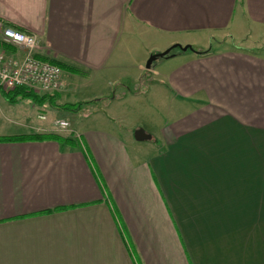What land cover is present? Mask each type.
Returning <instances> with one entry per match:
<instances>
[{"label": "crops", "instance_id": "crops-1", "mask_svg": "<svg viewBox=\"0 0 264 264\" xmlns=\"http://www.w3.org/2000/svg\"><path fill=\"white\" fill-rule=\"evenodd\" d=\"M0 20L80 73H66L80 85L58 95L54 112L109 98L100 89L79 97L101 81L127 91L116 97L121 103L150 95L157 82L163 95L188 106L161 138L149 139L156 146L147 158L131 147L130 134L109 126L78 134L76 147L0 143V264H264V238H216L212 223L196 238L178 214L192 201L216 202V187L244 209H264V191L252 202L247 185L221 183L237 162L264 163V54L224 49L227 39L260 35L264 0H0ZM174 46L191 49H175L151 71L143 66ZM135 52L142 63L131 91L120 83L129 80ZM6 93L0 90L1 117L19 131L0 137L56 133V121L65 120L29 100L12 104ZM114 103L106 110L122 119Z\"/></svg>", "mask_w": 264, "mask_h": 264}, {"label": "rangeland", "instance_id": "rangeland-1", "mask_svg": "<svg viewBox=\"0 0 264 264\" xmlns=\"http://www.w3.org/2000/svg\"><path fill=\"white\" fill-rule=\"evenodd\" d=\"M263 31L264 30L261 31L258 37H256L254 31H252L253 34L252 36H250L251 38L250 37L248 38V42H247V38L246 40L243 41H237L238 43L232 42L231 39H227L224 41V45H226L224 46V49L239 47L245 50H250L254 53L264 54ZM37 42L39 43L38 40ZM212 48L217 49L218 46L217 45L215 46V44H213ZM42 49L44 52L45 50L43 47ZM178 50L180 51V49ZM173 53L175 54L176 52L173 51ZM189 53H191V51H189ZM44 56H46L45 58L48 61L54 60V59H49L47 54L45 55V52H44ZM150 58L147 59L146 63L143 66L146 67V64L148 63ZM135 60L138 61L140 60L136 52L134 59L128 62L130 67L127 69V73L130 76H126L125 78L129 80L126 81L124 80L121 81L122 84L120 83V85L129 87L131 91H134L136 89L133 79L140 75L139 65L142 63ZM158 62H160V60ZM62 71H63L62 92L56 94L59 96L66 94L72 84L80 85L79 81H81L80 78L78 79L76 78L77 80L76 81L74 80L71 83L69 79L66 80L65 78V75L68 71H65L63 69ZM71 74L72 75L74 74L75 76L80 75L79 72L76 73L73 71ZM72 75L71 78H73ZM149 77H147L146 79H148ZM111 81H114V79ZM111 83L112 84H109V82L107 83L106 81H101L88 89H83L84 87H82V89L80 90L82 95L79 96L82 97V99H87V98H83L84 96L87 97L92 96V94L96 92V90L98 89H100L103 92L109 90L110 94H108L109 98H105V100L100 101V103L83 105L82 109L78 110V112L76 113L68 111L67 109L54 112L49 104L43 107L42 109L51 118H53L54 116L63 117L65 118L66 121L69 120L71 123L74 124L75 127L74 131L76 134L72 130L73 129L72 125L70 127L71 129L70 131L60 132L57 130L56 131L57 134H61L67 138H72L73 140L77 141L79 140V137L76 136L78 134H82L83 131H86V129L88 130L90 127H94L96 129H109L108 128L109 126L114 128L112 129V131H117V132L125 131L128 134H130L129 137L133 140L131 143V147L139 153L138 155L139 157L147 158L151 153V151H153L152 149L155 148L153 147L155 144H153V142H151L152 140L149 139L152 138L154 140L155 139L157 140V138H161L162 131L166 126L178 120L179 118L176 119V117H179L181 114L188 113V108H187L188 106L187 107L184 106V104H181L180 101H174V100L172 101L168 93L167 96L163 95L160 89L161 87L159 84H157V82L155 83L157 87H152L148 89L152 91L150 95L148 96L141 95L140 99H138L137 101H134L133 99L130 100L127 99L124 103H121L116 100V97L120 96L121 98H124V93H127V91L124 88L122 90L121 86H117V83L114 84L113 82ZM84 84L85 83L83 82L81 86ZM114 101H115L114 103L115 105L112 108H114L118 113L124 114L122 119L113 116L112 113L106 110V106H108L110 103L112 104ZM29 108L30 105L26 107H19L21 113L18 116L23 117L22 115L23 111ZM191 110H193V108H190V111ZM1 116L2 113L0 108V136L1 135L6 136L13 133L14 131H19V130L11 129V127L5 128L6 122H4ZM180 119H184V117ZM136 129L138 131L142 130V132H144L147 136H149V139L146 141H138L135 138V132L137 131ZM11 137H18V136H11ZM254 158L256 159V157ZM248 163H249L248 161L237 162L234 165L235 169H232V172L230 174V176H232L233 178L230 179L229 177L226 178L222 177L221 183L222 186L240 187L247 185L248 191H250L249 189H251L253 195L252 196L247 195L246 197L252 199V202H256L258 201V196H263L262 192L264 191V189L261 188L262 186H259V181L261 177V172L259 170H261V167H264V163L261 164L258 158L257 164H254V167H257L256 169L254 168L252 169L250 167L251 165ZM244 169L245 170L249 169L251 170V172H244ZM216 182L218 181L216 180ZM195 197L196 196H194V198ZM178 199L181 202L178 203V205H182L184 207L190 205V203L188 202L182 203L183 200H181L180 198ZM208 202L210 201L203 200L201 205V203L195 204L194 201H192L191 202L192 207L191 208L188 207L190 210L182 209L181 211H178L180 218L182 217L184 221L187 220V222L190 223V225L187 224V228L191 236L197 238L198 229L199 230L202 229L203 231H206L208 229V225L212 223L216 231V238H264V209H259V210L244 209V206L242 202L239 200L238 196L236 195L233 196V194L224 190L221 193L217 192V187H216V202H211V205ZM261 204L262 206H264V201ZM196 206L198 208H200V206H206V209H201V211H198L196 210ZM258 214H259V218L256 219V216Z\"/></svg>", "mask_w": 264, "mask_h": 264}, {"label": "built area", "instance_id": "built-area-1", "mask_svg": "<svg viewBox=\"0 0 264 264\" xmlns=\"http://www.w3.org/2000/svg\"><path fill=\"white\" fill-rule=\"evenodd\" d=\"M0 41L15 49L12 53L0 50V90L24 88L39 95L62 92L63 71L44 59L37 38L20 33L0 20ZM39 119L46 121L47 117L40 115ZM70 127L68 121L59 120L55 123V132L70 131Z\"/></svg>", "mask_w": 264, "mask_h": 264}, {"label": "trees", "instance_id": "trees-1", "mask_svg": "<svg viewBox=\"0 0 264 264\" xmlns=\"http://www.w3.org/2000/svg\"><path fill=\"white\" fill-rule=\"evenodd\" d=\"M0 50H4L5 52L12 53L14 52V49L2 44L0 41ZM10 49L12 50L10 52ZM47 60L46 58H44ZM50 62L56 66L61 67L63 70L68 71L69 73H72L71 68L68 66L56 62L55 60H50ZM77 73V72H76ZM5 97L7 101H9L12 104L18 103L20 100H29L31 101L35 106L37 107H45L46 105L53 106L54 103L58 102V95H39L35 94L33 92L28 91L27 89L24 88H17L16 90L7 92L5 94ZM83 104H76V105H58L59 108L61 109H67L68 111L75 112L78 111L79 107H81ZM59 121V120H58ZM44 141H55L58 142L61 145L64 146H69V147H76L77 142L73 140L72 138H67L61 134H56V133H47V134H37V133H32V134H27L23 136H18V137H0V143H22V142H44Z\"/></svg>", "mask_w": 264, "mask_h": 264}, {"label": "water", "instance_id": "water-1", "mask_svg": "<svg viewBox=\"0 0 264 264\" xmlns=\"http://www.w3.org/2000/svg\"><path fill=\"white\" fill-rule=\"evenodd\" d=\"M175 49H180L181 51L186 52L189 49H191V47L174 46L164 53L152 55L148 63L146 64V69L150 71L154 67L155 63L158 62L159 60L174 58L175 54L173 53V51ZM135 138L138 141H145L149 139V136H147L144 132H142V130H139L135 132Z\"/></svg>", "mask_w": 264, "mask_h": 264}]
</instances>
